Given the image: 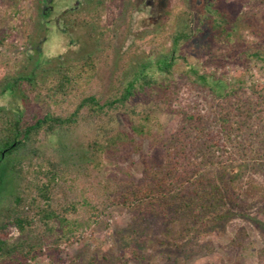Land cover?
<instances>
[{
    "label": "trees",
    "instance_id": "obj_1",
    "mask_svg": "<svg viewBox=\"0 0 264 264\" xmlns=\"http://www.w3.org/2000/svg\"><path fill=\"white\" fill-rule=\"evenodd\" d=\"M79 2L62 16L66 25L87 32L92 51L50 69H41L49 61L40 51L29 74L10 79L2 91L10 100L0 105V232L13 224L22 238L0 237V264L59 252L60 244H71L109 209L131 215L121 247L100 258L93 254L86 264H129V254L141 262L157 240L176 254L193 255L210 249L205 239L235 219L264 228L258 217L264 210V79L253 72L258 67L264 73V8L259 20L228 0H147L159 22L143 40L158 46L156 54L129 56L107 90L96 94L82 87L97 76L100 57L115 49L116 29L103 16L110 13L117 23L122 6L125 20L131 13L130 27L139 0H83L84 7ZM44 8L46 26L55 15ZM128 50L120 47L121 60ZM236 62L241 69L233 75L218 71ZM41 74L52 81L49 97L78 96L74 110L28 115L22 109L23 83H35ZM161 104L177 119L173 131L154 113ZM52 135L59 145L41 150L40 139ZM73 137L78 140L70 143ZM145 144L147 157L161 151L159 161L148 160L140 177L129 170L127 177L111 174L123 149L140 153ZM21 150L22 158L10 159ZM13 180L14 190L3 195ZM64 183L74 197L62 201L56 192ZM157 217L162 237L151 239Z\"/></svg>",
    "mask_w": 264,
    "mask_h": 264
},
{
    "label": "rangeland",
    "instance_id": "obj_2",
    "mask_svg": "<svg viewBox=\"0 0 264 264\" xmlns=\"http://www.w3.org/2000/svg\"><path fill=\"white\" fill-rule=\"evenodd\" d=\"M78 0H53L54 22L46 26L42 23V10L48 5V0H0V37H5V43L0 46V105H9V98L2 97V91L5 84L10 79L18 75H28L30 69L38 59V53H46L49 63L42 68H53L60 61L78 60L84 58L94 47V42L90 39L84 29L66 25L63 12L66 9L74 7ZM81 7L85 6L83 0H79ZM234 7L239 8L248 15L257 13V18L261 20L263 16L264 4L260 0H228ZM137 8L132 10L134 19L129 27V10L126 15L120 12L122 6L117 7L116 12L120 14L119 19L114 18L107 13L103 16L104 24L114 25L116 36L112 37L115 43V49L110 48L108 53L100 57L98 63V74L89 84L82 87L85 93H103L113 81L119 66L126 63L131 55H140L153 57L158 46L149 44L143 40V35L148 28L158 24V17H154V9L147 3V0H139ZM259 12V13H258ZM48 29H47V28ZM64 28V33L57 29ZM252 36H250L251 38ZM129 48L127 54L121 60L120 47ZM208 70L215 69L214 66L206 67ZM240 68V63L226 64L219 67V72L226 70L229 75ZM50 71V70H49ZM259 79H264V73L257 67L253 70ZM39 80L29 84L24 82L20 91L22 99V109L31 115L33 112L45 113L52 111L56 114L70 113L78 103V96L66 95L49 97V90L52 81L45 74L39 75ZM164 104L154 110L163 127L167 131H173L177 126L176 117L169 113ZM81 130L78 137H81ZM78 137H73L70 143L77 142ZM59 137L52 135L42 137L38 146L41 150L51 152L59 145ZM149 151L147 144L144 145V151L140 153L132 152L131 149H123L120 165H114L111 174H120L127 177L129 170L135 177L142 175L145 163L152 159L159 161L161 151L158 149ZM24 152L18 151L10 156V159L16 161L22 158ZM85 182L81 180L80 186ZM56 192L57 199L65 200L67 197L73 198L74 195L68 191L66 183ZM16 186V180L10 182L3 195L13 191ZM6 196V195H5ZM7 202H5L6 204ZM2 209V208H1ZM0 209V222L2 214ZM258 217L264 222V210L258 212ZM131 221L129 212L123 209H109L101 217L99 223L93 224L90 228L78 232V238L71 244L62 243L59 246L60 251L48 250L37 260L24 261L17 260L9 264H86L91 255L96 254L99 258L106 253H117L121 247L122 231L127 229ZM162 219L157 217L150 224L149 236L151 239L162 237L161 234ZM0 237L14 242L22 235L18 228L13 224H7L5 229L0 232ZM209 239V240H208ZM233 239L241 241L237 246L232 243ZM210 249L197 250L193 255H184L182 252L176 254V249L162 242L155 241L148 244L143 251L144 260L141 262L132 259L129 254V264H264V228L258 224L235 219L225 231L214 232L205 239Z\"/></svg>",
    "mask_w": 264,
    "mask_h": 264
},
{
    "label": "flooded vegetation",
    "instance_id": "obj_3",
    "mask_svg": "<svg viewBox=\"0 0 264 264\" xmlns=\"http://www.w3.org/2000/svg\"><path fill=\"white\" fill-rule=\"evenodd\" d=\"M47 7H49V8H51V9H53V6L51 5V0H48V5L47 6H45V8L44 9H46L45 10V12H47L48 10H47ZM75 7V6H74ZM74 7H72V8H70V10H72V9H74ZM67 11H65V13H66Z\"/></svg>",
    "mask_w": 264,
    "mask_h": 264
}]
</instances>
